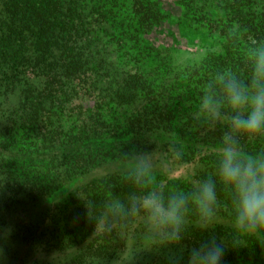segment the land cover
I'll list each match as a JSON object with an SVG mask.
<instances>
[{
    "label": "trees",
    "instance_id": "obj_1",
    "mask_svg": "<svg viewBox=\"0 0 264 264\" xmlns=\"http://www.w3.org/2000/svg\"><path fill=\"white\" fill-rule=\"evenodd\" d=\"M171 5L0 0V264H169L211 236L224 264H264V237L235 233L222 185L211 228L189 205L179 245L132 210L149 192L166 202L215 178L227 129L192 118L201 88L226 70L247 82L249 53L264 46V0ZM199 40L211 45L184 61ZM239 144L264 153V136Z\"/></svg>",
    "mask_w": 264,
    "mask_h": 264
},
{
    "label": "clouds",
    "instance_id": "obj_2",
    "mask_svg": "<svg viewBox=\"0 0 264 264\" xmlns=\"http://www.w3.org/2000/svg\"><path fill=\"white\" fill-rule=\"evenodd\" d=\"M249 60L251 75L247 82L231 70L216 73L202 86L192 113L194 120L226 125L217 148L215 178H204L191 191L173 194L166 202L155 192L131 201L133 212H143L149 229L159 234L166 245L183 241L182 225L189 205L195 209L199 229L207 232L211 228L219 211L218 184L230 195L231 227L235 233L264 237V153L243 154L239 144V138L264 136V46L252 49ZM139 163L149 172L147 159ZM106 229L111 231L110 226L106 225ZM226 248L222 239L211 236L186 248V261L173 254L169 264H224Z\"/></svg>",
    "mask_w": 264,
    "mask_h": 264
},
{
    "label": "rangeland",
    "instance_id": "obj_3",
    "mask_svg": "<svg viewBox=\"0 0 264 264\" xmlns=\"http://www.w3.org/2000/svg\"><path fill=\"white\" fill-rule=\"evenodd\" d=\"M165 3V6H167V8H172V9H176V7L174 5H171L173 1L175 0H163ZM168 42L171 43V41L167 40ZM200 42H197L195 44H189V45H184V47H182V59L185 61L186 58L190 57L191 55H196L200 52H204V49H201L202 45H211L210 41H205L202 43V40H199ZM166 42V43H168ZM162 167L169 172V174L171 175H187L189 168L191 167H181V168H176L175 167V163H164L162 164Z\"/></svg>",
    "mask_w": 264,
    "mask_h": 264
}]
</instances>
